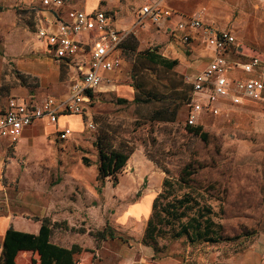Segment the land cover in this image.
Masks as SVG:
<instances>
[{
    "label": "rangeland",
    "instance_id": "374dc122",
    "mask_svg": "<svg viewBox=\"0 0 264 264\" xmlns=\"http://www.w3.org/2000/svg\"><path fill=\"white\" fill-rule=\"evenodd\" d=\"M83 1L67 0V5L81 9ZM153 1L100 0L99 9L112 13L120 29L131 33L118 52V69L92 93L87 114L95 128L84 123L82 132L65 140L56 134L34 135L7 154L0 151V214L25 222L43 218L57 222L51 241L63 248L62 264H122L131 245H144L149 216L135 207L148 200L149 211L151 197L146 193L153 191L156 197L166 189L163 203L184 200L180 210L184 217L172 225L158 222L156 238L150 241L152 260L264 264V99L222 104L198 121L205 140L190 133L186 115L191 89L186 78L205 68L213 49L200 34L192 33L184 45L148 21L145 29L137 28V11ZM167 4L184 15L202 11L205 23L235 37L237 52L264 57V3L167 0ZM87 5H95V0ZM43 14L39 0H0V103L23 84L35 89V81L20 76L16 63L44 48L36 37ZM147 51L178 63L172 69L152 65L144 60ZM99 146L130 153L116 186L110 178L104 184L97 181ZM187 166L193 172L190 176L184 175ZM202 213H207L204 218H210L215 231L230 237L250 233V242L239 250L233 243L192 244L173 236L182 223L201 219ZM106 227L115 239L95 237ZM32 259L39 260L27 254L19 263Z\"/></svg>",
    "mask_w": 264,
    "mask_h": 264
},
{
    "label": "built area",
    "instance_id": "2783aa9c",
    "mask_svg": "<svg viewBox=\"0 0 264 264\" xmlns=\"http://www.w3.org/2000/svg\"><path fill=\"white\" fill-rule=\"evenodd\" d=\"M65 1L39 0L43 9L52 12L54 17L36 31V37L47 46L52 58L74 63L76 79L64 99L47 97L43 102L35 103L9 97L5 103H0L2 152L5 148L13 149L21 140L23 130L44 117L55 124L61 115H79L88 129L95 128L87 114L91 95L105 81L102 73L118 69V52L129 39L131 30L118 28L114 16L106 11L86 13L72 9L63 12ZM257 1L264 3V0ZM173 18L177 21L170 29L171 37L187 45L189 32H197L213 49V56L205 68L186 78L192 88L186 115L189 126L197 125L203 113L217 112L222 104L239 106L246 100L264 99V57L237 52L235 37L205 23L202 11L184 15L170 8L167 0H156L139 8L135 26L145 29L148 21L156 28L164 29ZM232 52L234 57L229 58L227 54ZM70 135L69 128L58 133L61 140Z\"/></svg>",
    "mask_w": 264,
    "mask_h": 264
},
{
    "label": "trees",
    "instance_id": "16d2710c",
    "mask_svg": "<svg viewBox=\"0 0 264 264\" xmlns=\"http://www.w3.org/2000/svg\"><path fill=\"white\" fill-rule=\"evenodd\" d=\"M124 45H122V47ZM144 60L152 65H159L167 69L174 68L178 63L176 60H168L160 55H157L153 51L145 52ZM20 76L30 79L29 77H25L23 74H20ZM36 85L37 84L35 83V87ZM23 86L27 87L29 85L23 84ZM190 89L192 92L191 85ZM190 98L191 94L188 98V102L190 101ZM134 102H138V99H135ZM161 120L165 119L162 118ZM187 128L190 133L200 136L203 140L206 139V134L202 132V128L200 126L187 125ZM98 158L97 181L104 184L105 180L110 178L113 182V186H116L118 183V176L126 167L130 158V153L122 150H107L99 146ZM84 164L87 165L86 161ZM189 169V166L184 168V175L190 176L193 173ZM167 184L168 181L164 179L162 186L166 188ZM165 191L166 189L159 193L153 200L151 214L147 221V227L142 239V243L145 246H150L153 249L154 244H151L150 241L154 242L156 238L158 222H167V224L170 223L172 225L174 224L173 221L178 222L184 217V211H182L183 213L180 211L184 208V200L164 204L163 199L165 198ZM205 215H207V213H202L201 219L192 217L185 223H182L179 231H177V233L173 236L175 238L184 237L192 244L206 243L217 245L223 242L230 244L233 243L239 250H243L248 242H250V238L252 236L250 233L243 232L241 235L230 237L215 231L213 228V222L210 218H204L206 217ZM57 227H59L57 222L51 224L47 218H43L41 219V226L37 234L20 232L14 230L13 228H9L6 231L2 242L0 264H17L16 260L20 252H31L32 254L37 255L39 259L38 262L35 259H32V264H62V256L64 254L63 248L51 241L52 229ZM109 230L110 229L106 227L104 230L96 232L95 237L101 241H105L107 238L112 240L115 239L116 237L113 233H108L110 232ZM75 256V259H77L76 254Z\"/></svg>",
    "mask_w": 264,
    "mask_h": 264
},
{
    "label": "crops",
    "instance_id": "0c3cea01",
    "mask_svg": "<svg viewBox=\"0 0 264 264\" xmlns=\"http://www.w3.org/2000/svg\"><path fill=\"white\" fill-rule=\"evenodd\" d=\"M87 1L88 0H84L80 4L81 9H78L75 7L74 8L69 7L67 5V0H66L65 6L62 9V11L65 12L67 10H72V9L84 11L86 13H92L95 11H103L99 9L100 0H95V5H87ZM43 10H44V14L42 15V27L47 24V21L49 19H53L54 17L52 12L46 11L45 9ZM176 21H177V18L171 19L164 29L163 28L158 29L155 26L154 27L157 30H165L166 32L170 33V29L171 27H174ZM114 23L118 28H120L119 25L117 24L115 16H114ZM192 33L198 34L197 32H189V36ZM178 34L179 33H177V35ZM190 39H191V36H190ZM39 42L44 46V48L42 47L37 48L35 50V53H33L32 55L26 58H22L18 60L16 63V67L19 73L23 74L25 77H29L30 79L35 80V83L37 85L35 89L28 87V86L16 88L12 91V97H16L20 99L21 101L22 100L32 101L35 103H41L47 97H53L55 99H64L68 96L70 86L73 83V81L76 79V76H77L76 66L74 65V63H71L68 61L55 60L50 55L49 49L47 48V46L41 41ZM202 42L204 43L203 39H202ZM212 56L213 55L209 57L208 59L209 61ZM102 74L104 76V79L106 78L109 79L110 73H102ZM2 102L5 103L6 101L5 102L2 101ZM65 128H69L71 130V135L76 132H82L84 128L83 117L76 116V115H61L55 124H51L49 122V119L47 117H44L43 119L35 121L32 125L26 127L23 130L22 138L20 141L22 142V146H23V144H25V142L29 140L30 138L34 137V135L42 134L44 136H48L50 134H56L58 136V133ZM70 136L68 138H70ZM17 145L13 149L7 150L5 148L3 153L5 154L9 153L10 151L16 149ZM2 164L3 163L0 161V175H1V170H2ZM151 167H152L151 163H146V169H149V168L151 169ZM154 194L155 193L153 191H148L146 193L147 196L151 197L149 211L147 210V207H146L149 204L148 200L144 201L141 205H138L137 207H135L136 210L140 211L141 209H145V212L143 214L147 213L146 215L150 216L151 210H152V203L155 198ZM22 222H25V221H22L13 215H10V214L1 215L0 214V257L2 253V242L4 239L5 233L9 228H13L14 230L20 231V232H25L26 229H29V230L32 229L31 232H25V233H31V234H37L39 232V229L41 226V220L25 222V223H22ZM128 252H129L128 257L123 258L122 264H158L157 262H155V260H152L154 257L153 255L154 253L151 247H147L139 243L136 246L131 245L128 248ZM133 252L135 253L134 256H133ZM27 254H32V253L31 252H20L17 256V260H16L17 264H20L19 263L20 256H26ZM29 264H32V260L30 261Z\"/></svg>",
    "mask_w": 264,
    "mask_h": 264
},
{
    "label": "bare ground",
    "instance_id": "6f19581e",
    "mask_svg": "<svg viewBox=\"0 0 264 264\" xmlns=\"http://www.w3.org/2000/svg\"><path fill=\"white\" fill-rule=\"evenodd\" d=\"M76 116H79V115H76Z\"/></svg>",
    "mask_w": 264,
    "mask_h": 264
}]
</instances>
